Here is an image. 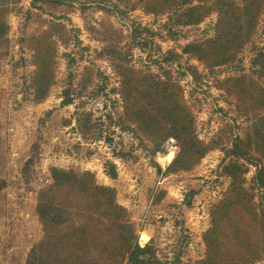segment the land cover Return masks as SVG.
<instances>
[{"label":"rangeland","instance_id":"1","mask_svg":"<svg viewBox=\"0 0 264 264\" xmlns=\"http://www.w3.org/2000/svg\"><path fill=\"white\" fill-rule=\"evenodd\" d=\"M154 7L145 0H0V264H26L42 237L36 204L52 181V166L88 169L99 183L115 187L118 202L139 224V243L153 247V264H190L205 256L204 233L230 184L225 149L253 118L240 94L228 91L237 81L227 79L253 81L255 50L264 49V11L236 57L210 66L183 46L214 36L218 13L185 25ZM54 20L67 25L70 38L56 35L54 82L37 102L29 37ZM106 46L136 68L179 84L197 136L213 144L190 169L160 171L158 165L166 169L178 152L171 159L153 153L151 141L121 120V62L101 53ZM258 80L264 84V75ZM242 161L250 185L256 167ZM108 163L116 165V177ZM254 264H264V255Z\"/></svg>","mask_w":264,"mask_h":264},{"label":"trees","instance_id":"2","mask_svg":"<svg viewBox=\"0 0 264 264\" xmlns=\"http://www.w3.org/2000/svg\"><path fill=\"white\" fill-rule=\"evenodd\" d=\"M145 2L157 4L153 11L173 12L177 22L185 25L198 24L217 12L214 36L183 46L184 53L210 66L236 57L251 41L259 15L264 11V0ZM99 8L110 11L106 6ZM69 33L65 23L54 20L29 37L36 66L33 86L37 102L47 95L54 82L55 37L58 35L67 42ZM101 53L116 56L121 62L118 66L123 76L121 120L133 123L132 130L151 141L153 153L162 149L168 137L176 138L180 150L166 169L157 164L160 171L190 169L213 147L197 136L182 89L170 75L162 77L151 70L136 68L126 62V54L123 58L120 50L109 46ZM253 64V81L248 85L239 84V76L227 79L237 81L228 91L240 94L245 114L253 111V118L235 136L232 147L225 149L228 160L223 173L230 177L227 194L212 210L211 226L204 233L205 256L190 264H254L264 255V84L258 80L264 75L263 48L255 50ZM71 101L68 98L65 103ZM241 159L256 167L250 185H246L245 177L248 167ZM108 165L109 174L116 177V165ZM51 178V183L39 191L36 204L43 235L30 249L26 264H153V247L139 243V224L132 219L129 209L118 202L115 187L99 183L95 173L88 169L52 166Z\"/></svg>","mask_w":264,"mask_h":264},{"label":"built area","instance_id":"3","mask_svg":"<svg viewBox=\"0 0 264 264\" xmlns=\"http://www.w3.org/2000/svg\"><path fill=\"white\" fill-rule=\"evenodd\" d=\"M179 145H178V142L176 140L175 137L173 136H170L168 137L164 144H163V148L161 149V151L165 152V153H177L179 151Z\"/></svg>","mask_w":264,"mask_h":264},{"label":"bare ground","instance_id":"4","mask_svg":"<svg viewBox=\"0 0 264 264\" xmlns=\"http://www.w3.org/2000/svg\"><path fill=\"white\" fill-rule=\"evenodd\" d=\"M172 156H173V153L169 154V155H168V156H166V157H167V159H171V158H172Z\"/></svg>","mask_w":264,"mask_h":264}]
</instances>
